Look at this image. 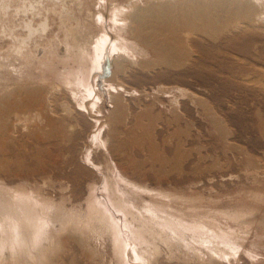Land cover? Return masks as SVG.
<instances>
[{
    "label": "rangeland",
    "instance_id": "rangeland-1",
    "mask_svg": "<svg viewBox=\"0 0 264 264\" xmlns=\"http://www.w3.org/2000/svg\"><path fill=\"white\" fill-rule=\"evenodd\" d=\"M3 1L0 108L6 103V107L18 104L23 93L35 89L42 92L45 105L44 111L10 116L14 127L9 124L8 132L0 131V141L4 138L0 142V181L12 193L15 204L26 194L22 211L31 203V213L43 221L41 229L50 239L43 254H38L39 246L28 245V249H20L19 258L4 259L2 264H122L114 256L109 230L102 221L97 222L95 217L101 216L93 213L90 205L95 201L115 221L128 253L135 244L127 225L136 228L140 223L128 215L125 218L115 206L114 201L125 197L163 200L165 207H174L186 217L232 232L239 245L237 252L224 247L226 255L215 256L193 246L196 243L187 234L186 244L195 251L156 242L158 250L149 256L150 261L138 264H264V28L235 36L217 34L215 41H196L191 44L192 56L166 63L160 55L135 49L122 21L115 25L110 21L111 12L105 15L107 22L97 25V0H72L68 23L81 31V39L73 43L82 49L70 48L71 40L59 27L58 16L49 14L48 29L41 37L45 40L38 39L40 53L30 42L34 53L27 65L6 56L10 44L3 27L21 34L22 19L31 16L20 17L16 8L31 1L43 17L48 0H7L8 5ZM118 4L129 11L126 1ZM105 32L107 50L110 46L118 50L121 45L127 50L120 60L121 71L114 69L113 76L111 66L107 67L111 73H90L88 82L97 88L87 97L62 67L70 65L74 71L86 68V50L91 51L96 36ZM109 77L110 84L105 83ZM17 91L21 96H16ZM99 93L101 101H97ZM95 103L98 105L89 114L85 106ZM48 114L70 128L68 136L64 132L62 139L57 134L51 137ZM112 180L118 188L114 195ZM1 198L9 204L7 195H1L0 202ZM137 202L131 204L134 216ZM127 259L130 262L131 256Z\"/></svg>",
    "mask_w": 264,
    "mask_h": 264
},
{
    "label": "bare ground",
    "instance_id": "bare-ground-1",
    "mask_svg": "<svg viewBox=\"0 0 264 264\" xmlns=\"http://www.w3.org/2000/svg\"><path fill=\"white\" fill-rule=\"evenodd\" d=\"M15 1L13 0L12 2ZM69 1L72 0H48L47 8L45 9L46 11L45 13L47 14L44 15L43 17H40L41 15L40 11L36 10V7L33 5L31 1L29 2L23 1L21 3L22 6L16 8L17 10L15 11L17 15H19L20 17L21 16L26 17L27 15L31 16L30 19L23 18L24 19V20L22 19L23 22L20 21L22 25L20 26L19 29L21 30V34L22 33L23 34L15 35V33L17 32L14 33V30L13 32H11V30H9L8 25H6L8 27H3L4 33L7 34L5 35V37H8L7 39L9 40V44H10L7 50L8 55H6L9 56L8 59H11L14 62L18 59H21L27 65L30 64L34 51L36 52L38 51L40 53L41 45L39 44L38 39L39 40L44 39V37L43 38L41 37L44 35L43 33L46 32L48 29V21L50 20L49 14H52L53 17L58 16L60 22L59 27L61 28L62 26V28H64V30L66 31L65 34L66 39L68 40L70 39L72 41V42L70 41L71 43L70 48L81 50L82 48H80L79 45L74 47L75 44L73 43L74 41L76 42V40L81 39V35H82L81 31H77L75 28H72V24L70 25L68 23L69 21H71L70 14H68L69 5H70ZM122 1H126L127 8H129L128 12L124 11V9L121 8V4L120 5L118 4L119 0H97V4H96L97 14L95 16L96 18H98L97 25L102 24V22L104 23L107 22V19H105V15L111 12L110 14H114V15L113 17L110 16L111 17L110 21H113V23L114 22L119 23L118 21H122L123 23L122 25L127 28V33L129 34L133 42V45L135 46L134 47L135 49L139 47L137 49L141 50L143 53H153V54H157L158 56L160 55V57H162L166 61V63H170V61H173L174 59L177 58L192 56L194 52L192 51L191 44H194L196 41L199 42L201 40H208V39L215 41L216 39L215 35L217 34L220 35L221 33H227L230 36H232V34H234L235 36V34H239V33L242 34L244 33V31L250 29L263 30L262 28H264V0H164L161 2H155L152 0L151 1L142 0L144 3V5L142 6L140 5L142 2L139 0H121V3ZM3 2H5V0ZM139 2L141 3L139 4ZM5 3L6 4L8 3L7 0ZM19 3L20 2L18 1V4ZM9 6L11 5L9 4ZM12 6L14 7V4H12ZM12 8L9 9L15 10ZM58 8H60L61 11L57 12ZM5 9L7 10V8ZM38 17H40L39 20H36V18ZM92 21L94 22V17ZM21 23H18V25ZM106 33L107 32L102 33L101 35L99 34L100 36H96L97 39L95 38L96 40H94L93 43L91 44L93 45V48L92 46H90L92 48V49L90 48L91 51L86 50L87 52L86 55L84 51H83L84 53H82L83 55L81 54L82 56L85 55L86 58H88L87 62L85 63L86 68L84 69L80 68L74 71L71 70L69 67L70 65L67 64L68 65V66L66 65L68 69L67 71L66 67L65 68L62 67V69L66 70V72L69 75L67 78H69L71 82L77 85L78 87L80 86L83 89L82 93H85L84 95H87V97H90L92 93H94V89L97 88L96 84L94 83L90 84L88 82L90 78L89 77L90 73L96 74V72H100V73H104L105 71L110 72L109 69H107V67L109 66H111L113 70L117 69L121 71L120 60L123 57H125V55H123V52L127 50V46L124 47L121 45L122 48L120 47L118 50L110 49L111 48L110 46V48H108L107 50L106 47L109 41H107L108 38ZM30 42L31 44L34 45V46L33 45L30 46H32V48L33 47L36 48L37 50L32 51L34 48L31 49L29 47ZM41 55H42V51H41ZM8 59L5 58V60ZM109 60L111 61V65ZM40 67L43 69L45 68L43 64ZM57 73L59 72L57 71ZM115 73H116L115 70L112 71L110 76H113ZM111 78L110 80L105 79L104 82L110 84L109 81H111ZM16 94L17 97L21 96V93L19 91H17ZM110 96L111 99L114 98L113 95L110 94ZM97 101H101L100 93L97 94ZM6 104L4 106V109L0 108V122L2 123V128H0V131L1 130L5 131L4 129H6L8 132L10 129L9 126L10 116L15 114L14 116L17 118L18 115L28 116L29 113L31 112L37 113L40 112V110L44 111L45 97L42 95V92L39 91L38 89L31 91L28 90L22 94V101L20 100L18 104H16V102L15 103L12 102L7 107ZM96 105L98 104L97 103L91 104L89 108L85 106V110L90 114V111L92 112L93 109L96 107ZM62 112L63 114L66 113V112L64 113V111ZM50 117L51 115L46 117L47 119L46 124L48 125L47 127L52 129L51 130L52 136L51 135L48 136L53 137L55 136V134H57V137L61 138V136H63L62 133L64 132L65 133L67 132L66 136H68V132L70 131V128L66 127L67 128L66 129L63 126V124H60V121L56 122L54 119ZM66 117H68L67 114ZM10 125H12V123ZM12 127L14 126L12 125ZM4 133L5 132H3V134ZM98 135L99 134L96 133V136L94 138L95 141L98 139ZM3 140L4 138L2 137L0 142L3 143ZM17 171L19 173L23 172L22 169H18ZM15 175L16 177H18V174ZM112 181L114 187L112 188L111 193L112 195H114L118 193L117 190L118 188H116L117 184H115L114 180ZM2 185L5 184L0 181V186H1L0 196L3 194L7 195V197L9 198V204H7L5 200L1 198L2 200L0 202V264L4 263L5 260H12L13 258H19V256L22 255L20 249H24V250L28 249L30 245H31L30 247L33 248L39 246L38 254L40 255L43 254L44 252L43 250L47 249L49 246L48 240L50 239L48 234L46 233V230L41 229V226L43 225V221L40 222L39 216H34L31 213L32 211L31 209H33L31 203L30 204L28 203L26 205L27 209H25L26 210L25 212L22 211V208L25 206V202L27 201V197L25 196L26 194H23L22 195L23 198L20 200V202H17V204H15L12 198V193H10L8 189L2 187ZM112 195L111 197H113ZM163 199L167 201L169 198L166 197ZM135 201H138L136 203L138 204V207L135 209L137 215L134 213L136 216L132 214V208H131V204L134 203ZM114 202L116 204L115 206L118 207L119 210L121 209V212L123 216H125V218L128 215L131 216L133 220L136 221V223L138 221L140 223L139 226L136 228H133L132 224L127 225V227L130 230L131 238L135 244V248L132 247L129 248V252L127 253V244L124 241L123 233L121 232V229H119V227L116 225L115 221L109 217L108 213L104 209L100 210L96 206L95 201L92 202L93 205H90L93 213L96 214L98 213V215L101 216V217L98 216L95 217L98 219V220L96 219L97 222L102 221L101 223L104 224V227L107 229V232L109 230L108 233L111 234L112 245L114 249L113 253L118 263L138 264L141 263L142 261L144 263L145 262L148 263L150 261V260L148 261V259H150L149 256L152 253H154L153 251L156 252L158 250V246H156L157 244L156 242H161L167 247H172L173 244L174 245L177 244L180 245V247L182 248H186V250L193 249L194 251L195 248L193 246H195L196 248L201 247L204 249V252L206 251L205 249H207L208 251L213 252L215 256L217 254L226 255L223 253L225 251V250L223 251L224 247L228 249L233 248L237 252V249L235 248H238L239 245L235 243L234 240L236 239L233 237L232 232L228 230L225 231L218 225H212L211 223H206L204 220L199 218L192 219L190 217H186L179 210L174 209V207H165L163 205V200L159 201L158 199H151L150 202H145L141 199L132 200L131 198L125 197V199L122 200L120 199L118 201L116 200ZM91 217L88 219H92ZM131 217L129 218L131 219ZM153 217L155 218V220L153 219ZM188 219L190 221H188ZM76 222L79 224V220ZM85 224H83L82 222L83 226ZM187 234L188 236L192 237L190 238L194 243H196L195 245L191 246L189 245V243L186 244ZM44 243H46L47 245ZM240 248L238 250H240ZM240 251H242V248ZM129 255L131 256L130 262H128L127 259ZM221 259L224 258L221 257Z\"/></svg>",
    "mask_w": 264,
    "mask_h": 264
}]
</instances>
